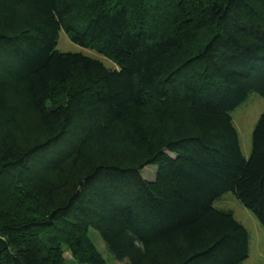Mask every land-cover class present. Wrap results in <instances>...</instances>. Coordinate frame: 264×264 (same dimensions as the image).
Instances as JSON below:
<instances>
[{
  "label": "trees",
  "instance_id": "1",
  "mask_svg": "<svg viewBox=\"0 0 264 264\" xmlns=\"http://www.w3.org/2000/svg\"><path fill=\"white\" fill-rule=\"evenodd\" d=\"M112 61L55 50L59 32ZM264 0H0V264H242L264 229ZM156 166L155 177L141 176Z\"/></svg>",
  "mask_w": 264,
  "mask_h": 264
},
{
  "label": "rangeland",
  "instance_id": "2",
  "mask_svg": "<svg viewBox=\"0 0 264 264\" xmlns=\"http://www.w3.org/2000/svg\"><path fill=\"white\" fill-rule=\"evenodd\" d=\"M55 50L62 53H78L100 61L106 68L117 70L118 67L107 58L95 51L82 48L72 43L63 31L59 32ZM264 112V99L256 93L250 94L247 99L231 112L233 126L236 130L241 153L247 159L251 152L252 131ZM156 172V166L149 165L143 168L141 176L152 181ZM214 208L221 211H230L234 219L247 230L249 234L248 257L242 264H264V229L260 226L255 216L243 207L231 193L224 194L213 204ZM88 237L96 250L100 253L106 264H123L112 260L111 255L105 249L99 235L92 229L88 231ZM67 264L72 263L68 252L64 254Z\"/></svg>",
  "mask_w": 264,
  "mask_h": 264
}]
</instances>
